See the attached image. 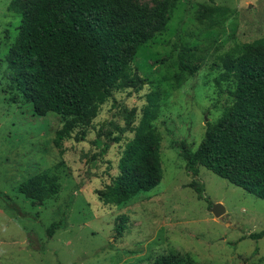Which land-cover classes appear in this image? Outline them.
Masks as SVG:
<instances>
[{"label":"rangeland","instance_id":"rangeland-1","mask_svg":"<svg viewBox=\"0 0 264 264\" xmlns=\"http://www.w3.org/2000/svg\"><path fill=\"white\" fill-rule=\"evenodd\" d=\"M126 1L147 10L167 2ZM172 1L163 18L143 24L149 38L132 58L141 88L114 89L56 147L54 134L65 119L52 111L34 113L5 72L20 15L7 9L10 0H0V193L9 197H0V264H150L160 254H188L198 264H264V236H247L264 229V199L203 166L196 179L204 198L198 199L187 186L192 176L179 147L182 142L195 150L206 125L233 103L235 78L225 70L224 55L264 37V0ZM215 5L229 11L207 28L198 16ZM182 47L197 56L193 74L178 69ZM149 91L159 98L147 128L158 136L161 176L149 190L104 203L99 195L119 171L122 149ZM106 141L107 151L91 159ZM41 172L57 175L55 194L39 201L18 191L20 182ZM214 203L224 208L219 216L210 211ZM122 215L124 228L117 234ZM59 219L62 226L48 236L47 227Z\"/></svg>","mask_w":264,"mask_h":264},{"label":"trees","instance_id":"trees-1","mask_svg":"<svg viewBox=\"0 0 264 264\" xmlns=\"http://www.w3.org/2000/svg\"><path fill=\"white\" fill-rule=\"evenodd\" d=\"M167 2L147 10L126 0H10L7 9L20 15V24L5 55V72L31 102L34 113L52 111L65 119L54 134L56 147L76 124L85 123L114 89L141 88L143 80L137 78L132 58L149 38L144 22L163 18L173 5L172 0ZM228 11L227 6L215 5L198 19L212 28ZM263 48L264 37H260L251 45L233 46L225 53V70L235 78L233 103L216 122L206 125L195 150L189 151L179 143L185 170L192 176L187 186L198 199L204 198L203 184L196 179L200 166L264 199ZM196 59L190 47H182L177 54L178 69L193 74L198 68ZM158 107V94L149 91L138 124L132 128L134 134L122 149L119 171L107 191L99 195L104 203L125 201L138 191L151 189L160 178L158 136L147 128ZM107 139L118 141L119 136ZM109 141L91 159L104 154ZM94 142L100 144L97 139ZM58 187L56 174L41 172L27 177L17 189L25 197L40 201L55 194ZM0 197L5 200L6 196L0 193ZM125 218L119 217L117 234L124 228ZM62 224L61 219L51 222L46 229L48 236ZM247 236L258 239L264 236V229ZM29 242L33 246L31 238ZM150 264L198 263L188 254H160Z\"/></svg>","mask_w":264,"mask_h":264},{"label":"water","instance_id":"water-1","mask_svg":"<svg viewBox=\"0 0 264 264\" xmlns=\"http://www.w3.org/2000/svg\"><path fill=\"white\" fill-rule=\"evenodd\" d=\"M210 211L213 213L214 216H219L224 212V208L220 203H214L212 204Z\"/></svg>","mask_w":264,"mask_h":264}]
</instances>
